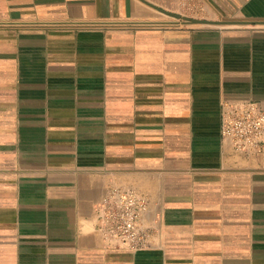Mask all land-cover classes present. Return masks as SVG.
I'll list each match as a JSON object with an SVG mask.
<instances>
[{
  "label": "crops",
  "instance_id": "crops-1",
  "mask_svg": "<svg viewBox=\"0 0 264 264\" xmlns=\"http://www.w3.org/2000/svg\"><path fill=\"white\" fill-rule=\"evenodd\" d=\"M225 101L264 109V0H0V264H264V150ZM112 185L150 248L97 232Z\"/></svg>",
  "mask_w": 264,
  "mask_h": 264
},
{
  "label": "built area",
  "instance_id": "built-area-1",
  "mask_svg": "<svg viewBox=\"0 0 264 264\" xmlns=\"http://www.w3.org/2000/svg\"><path fill=\"white\" fill-rule=\"evenodd\" d=\"M221 134L236 150H264V109L255 101H225ZM149 197L112 185L96 205V230L108 246L141 250L153 245L154 226L146 222Z\"/></svg>",
  "mask_w": 264,
  "mask_h": 264
},
{
  "label": "water",
  "instance_id": "water-1",
  "mask_svg": "<svg viewBox=\"0 0 264 264\" xmlns=\"http://www.w3.org/2000/svg\"><path fill=\"white\" fill-rule=\"evenodd\" d=\"M166 12L175 16V17L183 18L184 22H187V23H216L213 20H207V19H201V18H192L189 16L181 15L179 13L171 12V11H166Z\"/></svg>",
  "mask_w": 264,
  "mask_h": 264
},
{
  "label": "rangeland",
  "instance_id": "rangeland-1",
  "mask_svg": "<svg viewBox=\"0 0 264 264\" xmlns=\"http://www.w3.org/2000/svg\"><path fill=\"white\" fill-rule=\"evenodd\" d=\"M192 6V5H191ZM193 8L188 9L187 11L184 12L185 15L192 17V18H201L202 17V11H203V5L199 4H194V6H192ZM182 22V21H180ZM184 22V21H183ZM184 24H188V23H184Z\"/></svg>",
  "mask_w": 264,
  "mask_h": 264
}]
</instances>
